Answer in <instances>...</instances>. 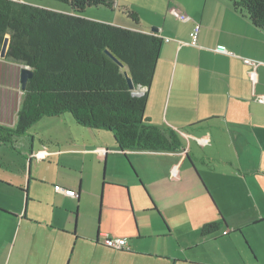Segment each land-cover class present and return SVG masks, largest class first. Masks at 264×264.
Segmentation results:
<instances>
[{
    "label": "crops",
    "instance_id": "1",
    "mask_svg": "<svg viewBox=\"0 0 264 264\" xmlns=\"http://www.w3.org/2000/svg\"><path fill=\"white\" fill-rule=\"evenodd\" d=\"M157 1L144 0L151 10L163 9L165 14L156 33L163 38V45L148 89L146 116L154 125L174 130L183 148L129 156L136 160L154 198L146 189L152 210L164 213L166 228L160 233L141 229L127 240V251L106 247L103 236L108 234L100 229L90 233L80 228L85 215L79 214V207L81 210L89 183L72 179V186L65 187L76 190L78 197L67 196L66 189L64 194L56 191L50 177L53 151L58 158L68 148L72 153L82 149L95 153L101 148L109 155L120 150L109 131L82 127L67 115L44 117L14 140L15 149L0 143V264H264V235L254 233L264 225V31L228 0H222L218 16L212 12L205 16L208 2L214 0H205L199 15L198 0ZM116 2L119 8L132 5V0ZM179 14L190 19L183 21ZM142 22L140 17L139 31L154 33L142 28ZM196 25L200 30L193 44ZM216 45L222 46L218 52L208 51V56L200 52L205 56L200 67L204 72L186 67L187 60L181 63L186 49L208 50ZM151 106H155L153 111ZM190 108L193 119L187 121ZM208 108L201 114L200 109ZM18 110L12 123L0 124L15 126ZM158 116L164 117L165 126L157 121ZM142 154L149 158L144 159L146 163L139 161ZM195 178L204 188L203 199L196 204L203 208L205 220L194 229H177L180 239L162 203L176 201L179 185ZM59 201L73 206L58 205ZM129 201L133 211L130 195ZM213 222L220 224L219 229L204 235L203 227ZM146 247L150 249H141Z\"/></svg>",
    "mask_w": 264,
    "mask_h": 264
},
{
    "label": "trees",
    "instance_id": "2",
    "mask_svg": "<svg viewBox=\"0 0 264 264\" xmlns=\"http://www.w3.org/2000/svg\"><path fill=\"white\" fill-rule=\"evenodd\" d=\"M54 1L68 5L70 11L58 12L25 0H0V53L5 38L10 36L5 59L33 71L16 125L0 124V143L15 149L14 140L26 135L42 118L70 113L82 127L111 132L125 154L181 150L183 145L174 130L154 125L146 116L148 92L134 95L125 76L128 72L135 89H149L163 38L139 31V27L126 28L83 16L92 7L114 10L116 0ZM228 1L264 31V0ZM120 8L139 26L136 11ZM219 226L217 222L209 223L202 233L211 234Z\"/></svg>",
    "mask_w": 264,
    "mask_h": 264
},
{
    "label": "rangeland",
    "instance_id": "3",
    "mask_svg": "<svg viewBox=\"0 0 264 264\" xmlns=\"http://www.w3.org/2000/svg\"><path fill=\"white\" fill-rule=\"evenodd\" d=\"M25 1H28L36 6L54 11L56 10L58 12H64L70 8L68 5L54 0ZM150 1L154 3L158 2L157 0ZM115 6L114 10L107 9L105 7H92L87 9L83 13V16L102 22L116 23V25L126 28L141 27L140 24L137 26L132 19L124 14L123 8L117 7L116 4ZM131 6L128 7L138 12L140 17H142V28L144 27L153 30L154 28H159L164 24L165 14L163 9L151 10L150 5L146 4L144 0H132ZM222 6H224L222 0L208 2L205 16L211 12L213 16L220 15V12L223 10ZM204 8L205 0H198V11L196 14L199 15ZM170 13L174 14V12L172 13V9H170ZM173 16L175 18L177 17L176 14ZM212 19L213 17H211V20ZM166 40L167 42H170V39ZM169 42L168 44H170ZM190 44L192 45L191 42ZM180 46L181 44H179L178 48H180ZM192 48L193 49H186L181 53V63L184 60H187L185 61L186 67L189 69L196 68L195 72L201 73L204 72V70L200 69V67L205 63V56L200 52H203L206 56H208L209 52H218L222 46L216 45L208 50H201L196 46H193ZM23 68L24 66L21 64L11 60L2 59L0 57V122L12 123L16 117V112L24 97V91L22 90L21 84V73ZM154 108L155 106H151L150 110L153 111ZM209 110L210 108L200 109V112L204 115ZM188 111L187 121H191L193 119L191 117L193 108L188 109ZM152 114H154V112ZM65 115L73 119L70 113H65ZM157 121L163 126L166 125L164 117L157 118ZM183 129L184 131L188 130L186 127ZM182 133L183 132H181V134ZM184 139H186L185 136ZM206 142L208 143V140H206ZM9 149H6L5 152H8ZM82 150L83 152L81 153H72L71 149L68 148L64 150L62 157L58 158L54 156L55 154L53 151V173L50 172V177L53 176V186L55 187V190L60 191L61 194H64V189L72 186V179H76L78 183H89L90 188L81 204V210L79 207V214L83 213L85 215L80 221V228L90 233L97 232L98 229H100V232H106L113 238H125L127 240H131L134 234H137L138 232L140 233L141 229L143 232L160 233L162 232V227L166 228L164 224L165 215L162 210H160L161 214L158 211L152 210V201L146 192V189L149 192L147 185L141 178L139 171L135 166L136 160L132 157L134 161L133 164L132 159L129 156L133 154V151H126V154L129 153L127 154V157L130 160L129 161L125 153L121 150L119 154L112 152L110 155L108 152L106 153V149L102 150L101 148L95 153H85V150ZM107 154L108 157L106 162L105 158ZM146 154H142V157H139V161L149 159L145 156ZM88 159H90V162ZM130 162L134 167L130 164ZM40 165L43 166L42 161L40 162ZM134 168L138 172L139 176L135 172ZM103 179L106 180V185L102 191ZM60 188H63V192ZM178 189L179 191L177 193L178 195L176 197V201L165 200L162 204L164 205V209L167 210L165 214L167 215L168 213V215L171 216L170 218L173 221L174 228H176V237L179 236L178 238L181 239V232H177V229H194L198 226L199 222H203L205 220V214L202 210L203 208L200 205L199 207L197 205L199 204L198 201L201 203V199H203L201 194H204V188H202V185L195 178L192 182L180 184ZM149 194L151 195L150 192ZM129 195L134 207L133 211L130 209L131 204L129 201ZM211 196L213 198L212 194ZM182 198H184V200L180 201ZM204 199L210 202L207 195L204 196ZM58 205L67 208H71L73 206L71 203H63L61 201L58 202ZM76 209L78 210L77 207ZM73 220L74 227V223L76 221L75 213L73 214ZM78 228L79 223L77 229ZM254 233L256 235H264V225L260 228V231ZM153 245L154 244L152 243L150 246ZM141 249L147 251L150 248L146 247ZM202 251L203 247L200 248L197 253Z\"/></svg>",
    "mask_w": 264,
    "mask_h": 264
},
{
    "label": "built area",
    "instance_id": "4",
    "mask_svg": "<svg viewBox=\"0 0 264 264\" xmlns=\"http://www.w3.org/2000/svg\"><path fill=\"white\" fill-rule=\"evenodd\" d=\"M179 17L183 21H187L190 17L187 14H179ZM200 30V26L196 25L192 33L193 44H196L197 36ZM148 92L147 87H139L138 89L133 90V94L136 96H143ZM264 102V99L262 100ZM65 194L69 197H78L79 193L76 190L66 189ZM103 243L106 247L117 250V251H127L129 250L127 239L125 238H113L110 235H104Z\"/></svg>",
    "mask_w": 264,
    "mask_h": 264
},
{
    "label": "water",
    "instance_id": "5",
    "mask_svg": "<svg viewBox=\"0 0 264 264\" xmlns=\"http://www.w3.org/2000/svg\"><path fill=\"white\" fill-rule=\"evenodd\" d=\"M154 33L158 32V28H154L153 29ZM9 45H10V36H7L4 40V44L0 53V57L2 59H5L7 56V52L9 49ZM107 54L113 59L115 60L121 67H123V64L121 62H119L109 51H107ZM125 76L128 82V86L130 90H135L134 87V83L132 78L129 76L128 72H125ZM33 77V71H31V69L28 66H24V68L22 69V73H21V84H22V90L25 91L28 81Z\"/></svg>",
    "mask_w": 264,
    "mask_h": 264
}]
</instances>
